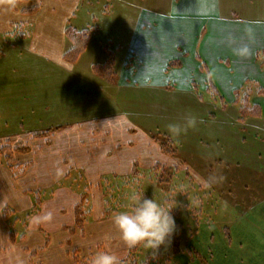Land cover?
Listing matches in <instances>:
<instances>
[{"label": "crops", "instance_id": "0c3cea01", "mask_svg": "<svg viewBox=\"0 0 264 264\" xmlns=\"http://www.w3.org/2000/svg\"><path fill=\"white\" fill-rule=\"evenodd\" d=\"M82 1L74 0L75 6L81 8ZM222 1L229 0H173L171 8L165 12L141 10L135 15L136 28L128 44H90L97 28L94 21L78 20L76 9L62 11L56 4L40 0H0V41L13 40L14 35L10 33L14 25L28 28L25 37L18 36L19 42L28 39L30 59L40 63L44 72H56L57 78L66 85L64 92L75 89L85 95L90 87L93 91L105 92L107 102L111 99L110 109L87 120L59 127L52 136L42 137L46 131L33 125L28 132L39 135L28 137L27 143L40 147H34L25 156L4 155V162L0 161V264H89L90 257L100 246L117 255L119 262L125 259L131 247L121 241L112 223V216L119 210L104 215L105 197L100 178L130 177L134 170L142 174L143 170H152L158 162L165 165L174 159L163 154L142 130V112L171 116L179 111L174 107L164 108L157 102L150 105L149 97L159 98L157 95L168 93L176 96L184 92L193 103H202L192 86L200 89L199 80L207 85L211 81L226 103L225 107L220 104L221 110L236 107L237 125L254 119L251 125L259 122L264 128V95L258 93V89L264 91V68L256 61V54L264 51V19H242L226 11L222 14ZM233 1L243 2L240 8L247 11L249 5L246 3L252 0ZM34 6L33 12L23 11ZM109 10L100 12V18L108 17L102 25L118 22L109 17ZM257 10L250 9L252 13ZM261 13L264 14V10ZM122 16L123 13L118 15ZM66 26L91 32L85 50L72 66L62 59V54L70 47L63 32ZM240 49H244L243 53ZM108 52L113 56V84L106 83L91 70L92 65L105 62ZM1 59H6L3 52H0ZM170 62L175 66L167 68ZM50 65L59 69L50 68ZM36 74L43 76L45 81V73L30 70L25 81L30 82L31 87L22 92V97H28L33 109H47L51 96H57L60 104L61 90L52 93L36 89ZM248 82L252 86L249 101L258 106L261 117L238 121L239 106L233 103L234 92ZM141 89L145 91L144 101L129 99L123 104L125 110L116 112L117 93L128 99L133 91ZM19 96V91L0 87L1 120L7 119V114L16 107L17 103L14 107L11 103ZM81 104L86 111L96 109L97 103L94 106ZM184 119L175 121L184 123L181 126L184 127ZM18 130L15 128L0 135V144L7 139L23 138ZM10 162L27 165L21 177L14 173ZM78 173L85 180L82 187L60 183L70 181L68 178L77 180ZM35 190L41 199L38 211L20 222V230L12 229L9 219L15 217L17 220L15 215L32 209L34 198L30 192ZM84 202L91 203L89 213L92 217L78 228L74 213ZM4 208L12 212L8 218L3 214Z\"/></svg>", "mask_w": 264, "mask_h": 264}, {"label": "rangeland", "instance_id": "374dc122", "mask_svg": "<svg viewBox=\"0 0 264 264\" xmlns=\"http://www.w3.org/2000/svg\"><path fill=\"white\" fill-rule=\"evenodd\" d=\"M40 1L45 4H56V8L62 11L76 9L75 17L78 20L84 18L87 23L94 21L93 25L97 31L92 34L90 44H128L136 28L134 22L136 14L141 10L165 12L171 8L173 0H83L81 8L75 6L74 0ZM241 3L243 2L222 1L221 13L226 11L228 15H237L242 19H264V14L261 13L264 10V0L247 2L246 4L249 5L247 11L240 8ZM59 5L61 8H58ZM31 8L36 10L35 6ZM106 8L110 9L109 17L118 22L102 25L108 17L100 18L99 15ZM251 8L258 10L252 13ZM121 12L123 16L118 17ZM73 23L74 21H71V24ZM21 26L20 24L13 26V33H10L14 35L11 36L13 40L0 41V52L6 55V59L0 61V87L14 89L20 93V96L14 98L11 103L13 107L16 103L17 105L7 114V119H0V135L14 131L15 128L23 135L19 140L7 139L0 144L1 162H4V155L25 156L34 147L35 149L40 147L27 143L28 137L36 138L39 135L28 132L33 125L42 127L46 131L42 137H48L52 136L59 127L87 120L111 108V99L109 98L107 102L105 92H100V89L93 91V88L89 87L90 90L85 95L81 91L77 93L75 89H67L64 92L66 85L57 78L56 72H48V70L44 72L40 63L30 59L27 53L28 39L19 42L20 35L22 38L25 37L28 28L22 29ZM11 44L14 46L12 47ZM63 61L71 66L76 62L69 63L64 59ZM50 68L59 69L55 65H50ZM32 69H35V73L46 75L45 81L43 76L35 75V88L52 93L61 90L60 104L57 96H51L48 98L50 102L47 109L42 110L40 107L33 109L34 105L29 104L28 97H22V92L28 91L31 87L30 82L26 83L25 80L28 79ZM66 84L70 86L68 82ZM199 85L200 89L197 87V92L202 103H195L197 101L193 103L184 92L176 96L168 93L157 95L159 98L156 96L148 98V104L153 105L157 102L164 108L174 107L178 109L179 114L170 116L166 113L142 112V130L155 145L160 148L163 139L161 135L170 137L173 155L161 151L174 159L170 164L164 165V162H158L156 165L172 169L153 172L154 166L152 170H143L142 174L130 176L126 180L106 178L102 183L104 195L108 198L109 204L119 211L125 210L133 196L137 194L143 193V197H153L157 200L168 198L173 206L171 215L175 222V231L170 242L153 251L157 256L156 264H163L166 261L169 264H264L263 125L259 122L257 125H251L250 122L254 119L247 120L250 122L242 126L237 125L234 118L236 107L225 100L234 107L221 110L218 95L207 89L205 81L199 80ZM249 89L251 90L252 86H249ZM144 92L142 89L135 90L127 96L128 99L124 94L117 93L114 99L116 112L124 111L123 104L129 99L144 101ZM82 102L93 106L96 102L94 106L96 109L85 111L80 106ZM174 118L176 120L186 118L184 127H181L184 123H179ZM175 124L176 127H173ZM9 165L14 167V173L19 174V177L24 174L22 172L27 167L20 162H10ZM77 175L75 181L68 178L70 181L60 183L82 187L85 180L79 177L81 173ZM37 193V190L30 192L31 196L38 199L36 211L19 213L15 215L17 220L11 217L8 222L12 229L20 230V222L38 211L41 199L37 197ZM90 209L91 203L84 202L81 205L83 222L92 217L89 213ZM4 210L3 214L8 218L7 215L12 212L9 209L4 208ZM99 249L104 248L100 246ZM145 249L147 255L151 254L149 248L144 246L142 250V246L139 247L134 258L137 263L141 264L146 258L142 255Z\"/></svg>", "mask_w": 264, "mask_h": 264}, {"label": "trees", "instance_id": "16d2710c", "mask_svg": "<svg viewBox=\"0 0 264 264\" xmlns=\"http://www.w3.org/2000/svg\"><path fill=\"white\" fill-rule=\"evenodd\" d=\"M34 10H35V8H30L29 10H23V11L24 12H32ZM64 35H65L66 39L69 41L70 47L64 52L63 59L69 63H74L77 60V58L79 57V55L85 50L86 45L88 43V40L90 38V31H89V29L75 30L69 26H66L64 29ZM256 61L260 67L264 68V51H260L256 54ZM173 66H175V64L173 62L168 63V68L169 67L171 68ZM91 70H92V73L94 75H96L97 77H99L100 79L105 81L106 83L113 84L115 82V77H114L115 73L113 71L112 53L108 52L105 62L102 64L92 65ZM207 87H208L207 89L211 93L218 95V92H217L216 88L213 86V84L211 83V81L208 82ZM192 88H193L194 92L196 93V95L198 96V99H200L201 97L199 96V94L197 92V87L195 85H193ZM249 90L250 89H249V82H248V84L246 83L245 86L239 88L238 90H236L234 92V102L233 103L237 104L239 106V108H238V113H239L238 121H243L246 118H260L261 117L260 110H259L258 106L252 105L249 101ZM258 93L264 95V91L261 89H258ZM218 99L220 101L221 106L225 107L226 103L222 100L220 95H218ZM161 137H163V139L161 138L162 143L160 144L161 150L168 155H173V150L171 149L172 141H171L170 137L165 136V135H161ZM171 169H172L171 167H165L163 165H155L153 172H155L157 170H161V172H162L163 170H171ZM136 174H137V170H134L132 172L131 176H134ZM127 178H130V177H119V178L114 177L112 179H117V180L122 181V180H126ZM104 179H106V177L100 178L101 184L105 181ZM159 185H161V184H159ZM104 197H105V195H104ZM33 198H34V196H33ZM33 201H34V205H33L32 209H30V213H34L37 209L36 204L38 203V199H36V197H35L33 199ZM109 203L110 202L108 201V198L105 197V207H106L105 213H104L105 216L112 215L117 211V209H115L114 206H111ZM81 205L76 207V210H75V226L78 228L82 226V222H83L81 220L82 214L80 212L81 211L80 210ZM109 206L111 208H109ZM28 217H29V215H28ZM141 246H142V250H143V247H144L143 244H138L134 247H131L129 252H128V255L125 257V259L123 261L120 262V264H140V263H137L134 258H135L136 252L139 251V247H141ZM150 251H151L150 255H147L146 249H145V252L142 251V255L146 256V258L144 259V261L141 264H156L155 258L157 256L155 253H153L152 249H150ZM132 259H133V261H132ZM163 264H169V262L166 261Z\"/></svg>", "mask_w": 264, "mask_h": 264}, {"label": "clouds", "instance_id": "9594fccd", "mask_svg": "<svg viewBox=\"0 0 264 264\" xmlns=\"http://www.w3.org/2000/svg\"><path fill=\"white\" fill-rule=\"evenodd\" d=\"M243 53L244 49L239 50ZM174 127V126H173ZM134 195L125 210L112 216V223L121 241L128 247L143 244L155 251L170 242L175 231L171 215L173 206L165 197L161 200ZM89 264H120L117 255L106 249H98L89 259Z\"/></svg>", "mask_w": 264, "mask_h": 264}]
</instances>
